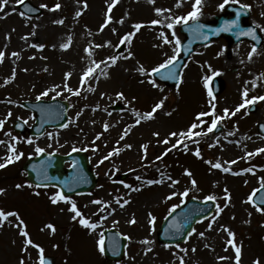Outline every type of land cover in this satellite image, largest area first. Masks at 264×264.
<instances>
[{"label":"rangeland","instance_id":"obj_1","mask_svg":"<svg viewBox=\"0 0 264 264\" xmlns=\"http://www.w3.org/2000/svg\"><path fill=\"white\" fill-rule=\"evenodd\" d=\"M20 1L7 0L0 10V52L4 53L0 58V120L4 121L0 163L13 157V164L0 169V189H4L0 209L13 210L19 217L9 216L0 226V264H39L38 249L40 256H54L56 264H181V259L184 264H237L229 240L241 249L240 264H264V212L249 200L264 185V168L255 165L264 164L263 152H257L264 149V137L256 132L257 123H264V100L218 121L221 126L216 133L207 132L213 115L197 120L201 112L214 111L221 117L226 108L234 112L245 99V89L248 98L264 96V0H201L196 17L201 20L221 13L227 5L246 8L247 21L256 27L262 42L251 58L253 45L246 40L228 43L221 38L196 47L174 89L154 81L150 72L178 55L176 41L181 36L177 29L183 21H173L191 12L195 0H116L110 12L112 0H29L42 10L31 17L18 11ZM56 4L61 7L56 9ZM153 20L159 23L152 24ZM88 68L93 72L84 76ZM212 76L223 87L216 97L206 91ZM38 97L67 101L77 97L78 106L71 107L69 122L61 129L47 130L39 138L21 137L11 130L13 120L20 118L29 125L32 119L18 102ZM160 101L162 107L147 118ZM115 102L123 109L109 111ZM251 105L254 110L249 112ZM194 123L199 126L192 132L201 135H179L187 134ZM36 147L59 153L86 150L97 185L89 194L52 204L53 190L30 186L25 173L18 171L21 165L16 161L22 164L35 155ZM217 163L220 168L212 166ZM123 172L127 173L123 180L112 178ZM185 191L187 196L181 195ZM208 196L215 197L213 214L196 223L183 243H158L157 227L169 210L188 197ZM97 200L101 203H93ZM71 202L97 225L95 229L82 226L79 217L72 219ZM133 218L135 223H130ZM21 228L29 234L27 238ZM103 228L127 237L124 257L118 262L101 256L98 242ZM26 239L33 243L27 245Z\"/></svg>","mask_w":264,"mask_h":264},{"label":"water","instance_id":"obj_2","mask_svg":"<svg viewBox=\"0 0 264 264\" xmlns=\"http://www.w3.org/2000/svg\"><path fill=\"white\" fill-rule=\"evenodd\" d=\"M21 7L23 11L29 14H35L37 11L30 7ZM232 16L230 18L215 17L211 24H203L198 21L183 26L181 30L187 37L181 44L182 56L171 65L162 68L154 73L158 79L163 80L167 85L174 86L177 82V74L180 66L191 50L194 44L208 41L210 38L224 36L232 38L234 41L247 38L258 44V34L251 25H245L243 18L246 16L241 9L228 8ZM232 21H236L232 24ZM252 30L251 32L249 30ZM214 93L220 91L218 82L214 81ZM24 106L36 112V126L32 127L33 134H39L44 126H60L66 121L67 103L51 100L48 102H23ZM16 123H20L16 121ZM18 127L15 126V129ZM71 159L72 165L68 170L62 169L64 160ZM30 163L33 164L30 167ZM28 172V179L40 184H56L63 193L88 191L95 183V176L88 167L86 158L82 154H70L67 156L46 155L43 154L36 159H30L23 167ZM264 187L257 191L253 198L254 202L264 205ZM213 208L210 202L199 203L194 200H188L178 209L174 210L162 224L158 233V238L165 243H175L185 239L191 231L193 224L207 216ZM107 237L104 242L103 254L111 260L120 259L123 256L125 238L113 231H106ZM164 239V240H163ZM116 241L114 244L113 242ZM113 243V244H112Z\"/></svg>","mask_w":264,"mask_h":264},{"label":"snow or ice","instance_id":"obj_3","mask_svg":"<svg viewBox=\"0 0 264 264\" xmlns=\"http://www.w3.org/2000/svg\"><path fill=\"white\" fill-rule=\"evenodd\" d=\"M152 2H154V0H152ZM225 2H227V0H225ZM6 3H7V0H0V10L3 9V7H4V5H5ZM115 3H116V0H112V4L109 5V9H108L109 12L111 11V8H112V6H113ZM200 4H201V0H195V3L193 4V10H192L191 12H189L186 16L175 18V20L173 21V23H181L182 21H183V22H186V21H188L189 19L195 20L196 17H197V15H198V13H199V7H198V6H199ZM41 7H47V6H46V5H41ZM60 7H61L60 4H56V5H55V8H56V9H58V8H60ZM220 7L222 8V7H223V4L220 5ZM245 7H248V6H245ZM156 11H157V13H160V12L163 11V10H162V9H156ZM76 15L79 16V15H81V13L78 11V12L76 13ZM110 19H111V17H108V20H110ZM108 20L105 21L106 24L108 23ZM58 22H59V23H62V21H58ZM151 23H152V24H157V23H159V21L153 20ZM231 23H232V24H235L236 21H232ZM102 27H103V26H102ZM140 27H141L140 24L135 25V28H136V29H139ZM168 27H169V28H172V27H173V24H172V23L168 24ZM249 31L251 32L252 30L250 29ZM128 35L130 36V35H132V34L130 33V34H128ZM127 38H128V36L122 38L121 43H124L125 40H127ZM165 42H168V41H167V38H165ZM176 43H177V45H179V41H178V40L176 41ZM40 47H43V45H40ZM63 47L67 48L68 45L65 44V45H63ZM255 51H256V49H255V47H253L252 52L249 53V58H251L252 54H253ZM13 55H16V53H13ZM129 55H131V53H129ZM3 56H4V53H3V52H0V58H3ZM175 59H176V56L173 55V56L170 57L168 60H166L164 64H161L159 67H160V68H163V67H165V64H172L173 61H174ZM111 60H112V63H115V61H116V57H112ZM152 71L155 72V71H158V69H152ZM92 72H93V69H92V68H88L87 71L84 73V76H89ZM140 72H141V73L144 72V69H143L142 67L140 68ZM69 75H70V74H69ZM13 77H14V74H13ZM254 86H255V85H254ZM65 87H67V85H65ZM68 90H69V91H72V89H68ZM75 94L78 95L79 93H75ZM42 95H47V93H46V92H45V93H42ZM119 95L122 96L123 94L121 93V94H119ZM210 95H211V93H210ZM243 95H244V97H245L243 103H241L240 105H238V106L235 108V111H234V112H231V113H230L229 109L226 108V109H224V116H223V117H221V116H215V115H214V111H213V113H211V114H210V113L201 112V113L198 114V116H197V120H199L201 116H205V115H213L214 118L211 120V124H210V126L207 128V132L210 133V132H212V131L217 127V123H218V121L222 120L223 118L228 117L229 115H235L236 112H239V111H240L242 108H244L246 105L254 104L257 100H264V96H259V97H255V96H254V97L248 98V91H247V89H245ZM38 98H39V97H38ZM162 105H163V101H160V102L156 103V104L154 105L152 111H150V112H148V113L146 114L147 118H151L152 115H153V113H155L156 110L160 109V108L162 107ZM212 107H213V110H214V109H215V105L213 104ZM8 115L11 116V112H9ZM139 122H140L139 120L136 121V123H139ZM201 123H203V121H201ZM3 124H4V121L0 120V128L3 127ZM198 126H199L198 124L194 123V124L191 125V127H190V129L188 130V133H187V134H185V133H180L179 135H181V136H184V135H188V136H191V135H197V136H198V135H201V133H199V132H195V133L192 132V129H195V128H197ZM104 127H105V130H107L108 125L105 124ZM126 134H127V133H125V135H126ZM205 134H206V133H205ZM156 135H158V134H156ZM170 135H172V136H176V135H178V134H177V133H171ZM96 138L99 139V135H98ZM123 138H124V137L121 136V139H123ZM27 142H28V143H32L31 140H28ZM167 142H168L167 140L164 141V143H167ZM179 143H181V141L178 140V141H177V144H179ZM127 147L130 148L131 145H128ZM172 147H176V145L174 144ZM185 147H186V146H185ZM73 150H75V149H73ZM10 151H15V150H14V149H10ZM44 151H45V149H43V148H40V147H36V148H35V152H36V153H42V152H44ZM114 152H118V149H114ZM257 152H264V149H257ZM195 154H196L197 156H199V155H200L199 150H197V152H196ZM21 155H23V154L20 153L19 155H16V156H15V159H19ZM111 155H113V152H110V153H109V156H111ZM249 155H251V153H250ZM108 158H109V157L106 156V157H104L103 159H108ZM160 158H161V157H157V159H160ZM11 162H13V157L9 156L8 159H7V161H6V163H0V168H4V167H6V166H7V163H11ZM101 162H103V161H101ZM233 163H234V161H233ZM212 166H213L214 168H220V167H221V165H220L219 163H217V164H213ZM223 170H224L225 172H228V171H229L228 168H224ZM249 171H251V170L249 169ZM186 172H187V170H186ZM187 174H188V175H191L190 172H187ZM137 179H139V177H137ZM147 183L151 184V183H153V181H148ZM192 184L195 185V184H196V181L193 180V181H192ZM17 187H20V185H17ZM129 187H130V186H129ZM225 191L227 192V189H226ZM3 192H4V189H0V193H3ZM172 195H175V193H173ZM181 195H183V196H187V191L181 193ZM169 198H170V197H169ZM51 199H52V202H53V203H57L58 201H66V202L69 201V198L66 197V196H64L61 192H57L53 197H51ZM205 199H206V200H214L215 197H214V196H208V197H205ZM249 200H250V201L252 200V196L249 197ZM262 200H264V198H262ZM93 203L100 204L101 201L97 200V201H93ZM117 203H120V201L118 200ZM123 203L126 204V203H128V201L125 200ZM121 206H123V205L121 204ZM257 210H258V211H261V212H264V208H259V207H258ZM69 211H71V212L74 213V215L72 216V219H73V220H76L78 217L80 218V219H79V223H80L82 226L87 227V228H90V229H95V228L97 227L96 224L90 222L89 219H87V218H85V217L83 216V214L81 213V211L77 208V205H76L75 202H71V207L69 208ZM220 211H222V209H220L219 206H218L217 214H219ZM9 216H17V218L19 219L17 213H15V212H5L4 210L0 209V226L3 225V221L6 220ZM105 219H106V217H105ZM154 219H155V218L153 217L152 220H154ZM152 220H150L149 223H152ZM213 220H215V217H213ZM130 223H135V219L133 218V220H131ZM20 224H21V225L23 224V221H22V220H20ZM47 227H48V228H52L53 231L55 230V229H54V226L51 225V224L47 225ZM208 227H209V229H211V228H212V223H209ZM20 231H21V235H23V236L26 237V238L28 237L29 234L27 233V231H25L23 228H21ZM193 231H195V229H193ZM225 231H228V230L225 229ZM200 235L203 236L204 233H200ZM228 235H229V236H233L234 234H233L231 231H228ZM228 242H229V244H232L233 247L235 248L236 261H237V264H240V254H241V249H240L239 247H235V245H234V243H233L232 240H229ZM25 243H26L27 245H31L33 242L31 241V239H26V240H25ZM98 244H99V250H100L101 252H103V251H104V247H103V236H101V239H100V241L98 242ZM193 251H195V249H193ZM21 264H23V261H21ZM41 264H44V261H43V260H41ZM181 264H184V262H183L182 259H181ZM254 264H259V261L254 262Z\"/></svg>","mask_w":264,"mask_h":264}]
</instances>
